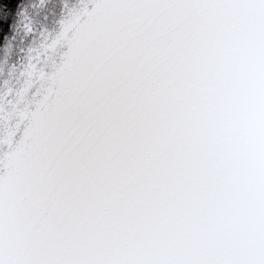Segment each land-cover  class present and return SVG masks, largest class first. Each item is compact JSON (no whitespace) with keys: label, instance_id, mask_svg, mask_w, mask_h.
Masks as SVG:
<instances>
[{"label":"snow or ice","instance_id":"snow-or-ice-1","mask_svg":"<svg viewBox=\"0 0 264 264\" xmlns=\"http://www.w3.org/2000/svg\"><path fill=\"white\" fill-rule=\"evenodd\" d=\"M0 37V264H264V0H5Z\"/></svg>","mask_w":264,"mask_h":264},{"label":"trees","instance_id":"trees-1","mask_svg":"<svg viewBox=\"0 0 264 264\" xmlns=\"http://www.w3.org/2000/svg\"><path fill=\"white\" fill-rule=\"evenodd\" d=\"M4 2H5V0H0V3H4ZM12 2L15 3L16 0H12ZM0 39H2V37H0Z\"/></svg>","mask_w":264,"mask_h":264}]
</instances>
